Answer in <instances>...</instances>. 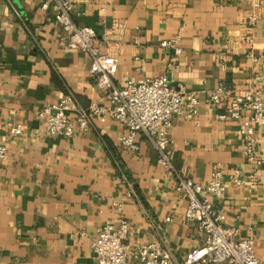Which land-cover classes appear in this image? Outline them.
<instances>
[{"label": "crops", "instance_id": "0c3cea01", "mask_svg": "<svg viewBox=\"0 0 264 264\" xmlns=\"http://www.w3.org/2000/svg\"><path fill=\"white\" fill-rule=\"evenodd\" d=\"M264 0H73L79 25L92 27L101 51L118 57L115 82L166 75L172 87L198 94L196 111L175 114L170 136L174 163L187 177L207 182L214 165L226 194L213 202L224 224L253 237L264 264V115L255 129L257 159L245 153L240 120H222L207 98L218 86L254 89L264 103ZM42 0H0V264H91L95 230L128 222L134 248L151 241L180 261L204 243L186 216L188 199L157 162L152 144L137 134L138 149L121 144L126 133L109 116L90 113L87 130L77 116L104 104L90 56L62 47L66 34ZM175 40L180 53L160 46ZM69 95L72 137L51 135L37 117L45 104ZM21 125L17 136L8 123ZM238 169L240 185L229 175ZM254 174V179L247 178ZM130 262L132 258L129 257ZM220 264H230L223 262Z\"/></svg>", "mask_w": 264, "mask_h": 264}, {"label": "built area", "instance_id": "2783aa9c", "mask_svg": "<svg viewBox=\"0 0 264 264\" xmlns=\"http://www.w3.org/2000/svg\"><path fill=\"white\" fill-rule=\"evenodd\" d=\"M41 7L52 9L54 22L66 34L60 41L62 47L78 49L90 56L89 71L95 85L104 90L105 103H92L87 111H81L77 116V126L87 130L90 113L109 116L125 126L126 133L120 142L133 152L138 149L136 136L142 134L156 151L157 162L176 180V190L186 193V216L205 235L202 245L190 249L182 260L177 261L157 241L133 248L127 242L129 226L125 219H121L117 226L105 223L96 228L91 241L95 257L91 264H261L255 253L253 237H240L235 227L226 226L223 223L225 214L213 202V198L223 199L226 194L220 166L214 165L209 180L201 183L187 177L174 163L171 118L184 111L194 113L199 103L198 94L186 90L183 85L172 87L166 75L146 78L141 82L128 81L119 86L115 82L118 57L101 51L92 27L74 21L73 0H42ZM160 46L175 54L180 53L175 40H163ZM207 98L215 108L225 107L218 115L220 119L241 121L246 156L250 161L256 160L255 129L264 115V103L257 92L251 88L235 93L220 85L207 91ZM72 103V96L66 95L37 111V117L47 133L67 138L74 135L75 127L68 114ZM8 126L12 136L23 131L21 125L9 122ZM6 152L5 143L0 142V160L6 156ZM254 176L251 174L247 178L254 179ZM229 177L238 185L242 183L243 178L238 169ZM129 257L132 258L131 262Z\"/></svg>", "mask_w": 264, "mask_h": 264}]
</instances>
